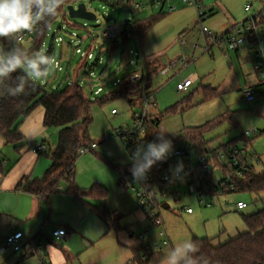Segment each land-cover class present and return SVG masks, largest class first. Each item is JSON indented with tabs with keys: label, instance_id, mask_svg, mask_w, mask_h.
Masks as SVG:
<instances>
[{
	"label": "rangeland",
	"instance_id": "374dc122",
	"mask_svg": "<svg viewBox=\"0 0 264 264\" xmlns=\"http://www.w3.org/2000/svg\"><path fill=\"white\" fill-rule=\"evenodd\" d=\"M261 1L264 0H212V3L207 4V8H214L216 14L222 15H220V19L216 20L218 24L215 29L208 24L207 20L204 25L218 36H223L227 31L233 29H228V27L234 26L237 22L246 21L254 11H258L261 7ZM173 2L180 4L177 0ZM74 3H76V7L81 3L86 4L88 9L96 14L97 20L71 19L68 15L62 14L53 23L43 49L49 55L55 56L57 61L61 63L62 71L56 70L46 81L39 83L47 92H52L56 89L65 88L72 84L75 79H78L79 85L84 87L86 96L91 100L93 121L89 132L92 143L97 144L98 148L78 160L75 184L82 190L92 188L95 184H104L109 190L108 209L116 227L109 237L108 249H111L112 242L117 249L106 255L104 264L118 263L123 254L131 255L132 248L142 249L138 251L142 264H158V260L169 249L186 240L209 238L213 240V246L218 247L247 233L248 228L242 215H251L264 209V194H214L205 198L206 203H202L193 196L184 197L179 203L168 199L162 200V204L168 202L170 205L168 210L160 207V217L164 223L162 226H157L151 217H147L139 209L131 185L128 186L130 182L128 177L120 175L118 171V169L132 166L131 157L134 152H129L120 139H112L109 142H104V139L106 136H116L122 129L131 127L134 114L139 113L142 108L138 105L132 107L127 98L110 99L104 102H96L95 100H102L119 93L121 85L135 72L131 65L120 67L123 59L122 52L125 48V35L130 38L129 47L134 54L138 52L139 48L138 41L132 34V27L128 25L127 34L124 33L117 40L118 51L114 59L109 61L110 43L104 41V30L115 24L123 26L129 20L134 23L137 20L150 19L152 16L160 15V12L152 6H148L142 12L133 11V6L129 3L121 5L119 0H83L80 3ZM137 4L149 5L145 0H138ZM247 5L252 7L251 12L245 11ZM168 8L169 4L166 6V10ZM179 8L192 11L186 10L185 12L190 16L193 13L194 18L191 21L195 19V22L191 26L181 30L178 35L176 33L180 28L177 29L174 32L175 35L170 36L168 42L157 45L156 38H162L159 35L165 33V31H160L161 26H165L176 15L167 12L161 20L164 21L156 26L152 33L146 34L143 41V58L145 60L158 58L160 67L164 63L163 57L166 54L172 61H178L182 55L181 37L185 36L187 41H190L182 49L183 54L187 55L189 61L192 62L191 64L185 67L180 66L168 76L160 75V67H156L157 70L151 74L154 99L148 108V113L149 115H163L162 123L157 131L168 132L165 134L166 137L178 135L185 129L202 127L225 116L229 119L205 135V140L210 143V149H218L237 140V146H246L244 157L250 159L255 171H262L264 169V95L260 91L254 103H247L242 94L245 87L258 82L261 83L262 80L252 71L249 58L242 51H231L225 43L222 46L214 45L210 52L206 51V40L202 33L197 11L191 7L180 6ZM224 17L228 19L226 23ZM74 35L77 38H74ZM192 35L195 38L190 40ZM60 39L63 42H60ZM32 41L33 38L25 39L24 47H31ZM190 45L192 47L197 45L198 48H193L190 51ZM63 46L67 50L64 58H62ZM95 46H97V50H94ZM77 49L92 54L93 58L90 60L83 59L80 54L76 53ZM50 50L53 51L50 53ZM100 58H102L101 64ZM135 60L136 55L134 56ZM86 62H88V68L84 65ZM193 73H198L201 76L198 83L193 85L189 93L178 92L177 85L183 83ZM118 81L120 82L119 86H115L114 84ZM201 85L217 89L221 96L214 101L200 104L203 100ZM101 86H105L104 92L95 98L91 94V90H97ZM191 94H194L193 105L199 104V106L191 109L184 107L175 114H166L167 109L184 101ZM113 110L117 114L114 115ZM252 129H256L257 132H252L248 136L247 143L238 140ZM59 131L58 128H48L45 146L51 147V149L57 146ZM142 141L138 146L146 147L151 142L146 139H142ZM0 157L2 158L1 154ZM178 163L180 162H174L171 173L174 174V169ZM197 163V152L193 151L191 152L190 164H182L183 168L185 166L189 168L190 166L196 167ZM11 165L13 166L14 163ZM189 178L190 174L184 173L180 182L186 184ZM223 179L222 171L219 168H213L212 180L214 185ZM119 181L123 183L124 189L121 188L124 190V195L120 194L117 189ZM60 188V190H67L68 183L63 181ZM239 201L246 203L248 208L242 211L237 210L236 204ZM208 203L210 207L207 206ZM187 208H191L193 214H187L185 212ZM145 232H148V236L144 240H139V236ZM131 234L133 236H130ZM167 239H170V245L163 246V242ZM149 246L151 248L147 250ZM157 246H161L162 249L157 250ZM135 262V264H141L138 260Z\"/></svg>",
	"mask_w": 264,
	"mask_h": 264
},
{
	"label": "trees",
	"instance_id": "16d2710c",
	"mask_svg": "<svg viewBox=\"0 0 264 264\" xmlns=\"http://www.w3.org/2000/svg\"><path fill=\"white\" fill-rule=\"evenodd\" d=\"M83 0H66V3L58 11L53 18H48L45 22L38 25V31L35 33L31 47H24L23 43H19L15 38L0 39L3 49L7 50L14 46H21L27 51L35 52L43 49L45 40L48 37L49 31L53 23L62 15L66 16V7L74 2H82ZM138 0H119L121 5L129 3L134 6ZM154 2H152L153 5ZM165 15L152 16L150 19L137 20L134 22L133 36L140 43L138 54L141 53L142 41L146 33L156 23H158ZM259 20V19H258ZM260 23L264 26L261 20ZM127 34V31L125 32ZM130 38L125 35V48L122 52V64L120 67L131 65L134 61V56L131 54L129 47ZM118 51V43L111 42L109 44V61L115 57ZM51 53V50H50ZM88 68L87 62L84 64ZM148 70V69H147ZM21 72L13 74L15 76L21 75ZM148 83L146 93L152 96L151 92V72L148 70ZM262 84L259 86L261 87ZM258 88V86H257ZM93 89L91 90V92ZM204 100L201 104L212 101L217 98L219 94L210 87H204ZM137 92V93H136ZM134 94L128 92V84L121 85V91L117 94L110 95L105 99H96V102H104L110 99L127 98L129 104L133 107H143L144 99L141 90H137ZM194 94H191L184 101L179 102L175 106L166 110V114H175L179 109H191L198 105H193ZM91 100L86 96L84 87L79 85V82L72 83L65 88L56 89L52 92H47L38 82L34 85L26 87L24 94L18 96H9L4 91L0 90V135L5 139L7 144L18 145L21 147L24 143V136L20 133L19 128L23 122L38 108L42 107L45 111L44 126L45 128H58L59 137L58 144L54 149L47 147V151L43 154L51 159V166L47 174L42 179L25 180L21 182L17 189L27 194L36 197H48L55 192L60 191V184L63 181L68 183L66 193L70 194L76 199H81V194L75 186V172L76 165L80 157V150L82 148H90L92 145L89 128L92 124L91 117ZM136 113L134 114L135 117ZM163 115H148V130L146 133V140L151 142H158V128L162 123ZM229 118L223 116L217 120L207 123L198 128H188L179 133L166 137L172 141V144L184 143L192 151H196L198 155L209 157L214 163V168H219L224 174V179L215 186L212 177L208 180V186L211 194L217 193L218 188L225 190L226 186L234 185L235 190L228 191V193H247L261 195L264 194V169L262 171H255V168L246 158L242 162L247 163L244 169L234 168V171H241V176H232L230 181L226 179V175L234 171L228 168L221 159L220 152L227 146L237 145V140H234L227 145L221 146L218 149H210V143L205 140V135L217 128L222 122ZM239 141L247 143L249 138L244 134ZM132 167V166H131ZM131 167L118 169L123 176H131ZM225 185V186H224ZM161 187H164L161 185ZM208 187V188H209ZM103 199L106 198V192L101 188L96 187L92 190L91 195H101ZM101 215L108 222L111 230L115 229L116 223L111 218L109 210L104 207ZM244 223L248 228V232L232 239L231 241L220 245L213 246V240L209 238H194L199 245V251L195 254L197 264H264V209L251 215H242ZM42 234V233H41ZM36 252L40 253L39 248L42 241L35 238ZM141 264L140 257H136ZM44 264H49L44 261Z\"/></svg>",
	"mask_w": 264,
	"mask_h": 264
},
{
	"label": "crops",
	"instance_id": "0c3cea01",
	"mask_svg": "<svg viewBox=\"0 0 264 264\" xmlns=\"http://www.w3.org/2000/svg\"><path fill=\"white\" fill-rule=\"evenodd\" d=\"M208 3H212V0H205L206 8ZM171 4L177 8V10L172 13V15H176L170 20V22L165 24V26H161L162 28L160 31H165V33L159 35L158 32V35L162 38H156L155 42L157 45L168 42L170 36H174V32H176L177 29L180 28L178 33H176L178 35L181 30L188 28L195 22V19L194 21H191L194 18L192 15L193 13L191 16L190 14L185 13L186 10H191L179 8L180 6H187H184L181 3L180 5L173 1ZM260 5V9L254 11L248 19L256 16L262 21V23H264V1H261ZM164 11L166 12V8ZM207 11L209 12L207 19L208 24L215 29L218 24L216 20L220 19V15L222 14H216L214 8H207ZM163 14L166 15L165 13ZM223 19L225 20V23L228 20L225 17ZM160 21L149 29L146 34L149 32L152 33V30L164 20ZM240 22H237L232 27H228V29H233L227 31L224 35L232 32ZM167 28L168 30H166ZM262 37L264 39L263 35ZM191 38L195 37L192 35L190 40H192ZM143 41L141 55L144 51ZM188 42L190 43V41ZM138 45L140 46L139 42ZM190 46L189 50L192 51L193 47L192 45ZM182 47L183 46L181 45L180 49L182 55L178 61H172L166 54L164 55L165 57H163L165 60L162 67H160V63L158 64V58L155 57L154 59L146 60L147 69L152 74V72L157 70L156 67H160V75L168 76L180 66H188L192 62L189 61L187 55L183 54ZM0 49H3L1 41ZM52 51L53 50H51V52ZM66 52L67 50L65 49V46H63L62 58H64ZM243 53L247 55L245 52ZM133 69L136 71L134 66ZM167 69L169 71L165 72ZM190 77L194 78L195 85L201 78L198 73H193ZM77 82L79 81L77 80ZM252 85L258 86V92H263V89L259 87L261 85L260 82ZM153 87V81H151V92H153ZM200 87L203 94V100L204 87H210L219 94L218 97L221 96V93L211 86L201 85ZM196 105L199 106V104ZM44 117V109L38 107L23 122L19 131L24 136L25 140L19 148H17L18 145L7 144L5 139L0 135V154L2 156V158L0 157V264H44V261L49 264H104L106 255L117 249V247L112 244L113 242L111 243V249H108L110 243L109 237L112 234V230L110 229L108 222L101 215L103 208L106 207L108 209L109 207V190L105 187L106 185L95 184L92 188L90 187L86 190L77 187L82 196L81 199L74 198L66 193L67 190L63 189L48 197H36L17 189L18 185L25 180L42 179L51 166V159L48 156L44 154L41 155V153L35 154L32 149L33 147L46 145L48 128H45L44 126ZM34 130H40L41 134L30 139L29 133ZM247 160L251 163L250 159ZM11 163H14V165L12 166ZM128 179L130 181V176H128ZM128 186H130V182ZM96 187H99L106 192L107 195L105 199H103V194L98 196L91 195L92 190ZM117 187L120 194L122 193L124 195L122 181H119ZM59 229L66 230L67 234L62 239L57 240L54 236V232ZM16 232H22L24 234L22 240L23 250L17 254L11 251L3 253L2 248L5 244L6 238ZM36 237L39 241H42L39 251L44 252V258H41L40 253L36 252ZM121 247L123 248V245H121ZM149 247L151 248V246ZM140 250L142 249L132 248L131 255L123 254L122 259L116 264H135L136 257H140V255H138V251Z\"/></svg>",
	"mask_w": 264,
	"mask_h": 264
},
{
	"label": "built area",
	"instance_id": "2783aa9c",
	"mask_svg": "<svg viewBox=\"0 0 264 264\" xmlns=\"http://www.w3.org/2000/svg\"><path fill=\"white\" fill-rule=\"evenodd\" d=\"M149 5L144 6L143 4H135L132 7L133 11L142 12L147 9L148 6H152L157 9L160 13H174L177 8L172 5L171 2L175 0H145ZM181 4L187 7L194 8L199 17V22L201 24L202 33L206 40L207 49L206 51L210 52L214 45L222 46L223 43L226 44L227 48L231 51H242L245 52L249 58L250 68L253 72L262 80L261 88L263 89L264 94V39L261 36V33L264 32V26L258 20V17H251L247 19L245 22L240 23L232 32L218 36L215 32L204 25V22L208 19L209 12L207 11L205 1L204 0H177ZM152 2L153 5H152ZM169 4V8L164 11L166 6ZM252 7L247 6L245 11L251 12ZM131 25L134 30V23L130 20L127 21L123 26L118 24L111 25L109 28L105 29L103 32L104 41L107 43L116 42L118 38L123 35L127 31V26ZM38 31V26L31 32H24L15 37V40L19 43H24L25 39L33 38L35 33ZM77 38V36H73ZM60 42H63L60 39ZM180 44L184 47L188 45V41L185 36L181 37ZM194 49H197L198 46H193ZM94 50H97V46L94 47ZM77 54H80L83 59H92L93 55L89 53L82 52L80 49H77ZM136 55V60L131 63L136 69V71L129 76V78L124 82L128 84V92L133 94L137 90H141L144 105L142 110L139 113H136L134 117V121L131 127L126 129H122L117 133L116 136L110 137L106 136L104 142H109L112 139H120L125 148L129 152H135L138 144L143 142L142 139H146V133L149 127L148 124V108L151 105L154 96H148L146 93V87L148 83V70L146 60L143 56L138 53ZM100 64L102 62V58L99 60ZM59 63L58 71H62L61 63ZM88 64V62H87ZM167 69L165 72H168ZM78 79H75L73 83H77ZM120 82L115 83V86H119ZM194 85V78L189 77L183 83L178 84L177 90L180 93H189L190 89ZM105 86L99 87L97 90L91 92L95 98H98L104 92ZM244 101L247 103H254L257 100V96L259 94L257 86H248L242 90ZM114 115L117 112L114 110L112 112ZM256 133V129H252L246 132V136L248 137L251 133ZM98 148V145L92 143L90 148H82L80 150V155L84 156L90 152H94ZM246 150V146H227L220 152L221 161L228 166V168L234 171V168L244 169L247 167L246 162L241 161L244 159V151ZM47 151V146H37L33 148V152L35 154H42ZM191 149L186 146L184 143L173 145L172 151L169 153L167 158L164 161L157 162L151 170L147 173V178L145 180L137 181L130 176V185L131 190L135 194L139 209L146 215L147 217H151L157 226L164 225L162 218L160 217V207L163 208L164 204H169L168 202L161 203L162 200H169L175 203H179L184 197H196L202 203L205 202V198L212 196L209 192L211 189L208 186V180L213 176V168L214 163L209 157L204 155L197 154V166L188 168L185 166L183 171L178 174L171 173V168L174 166V162H182L189 163L191 160ZM188 173L190 174V178L186 184L180 182L182 174ZM241 171H234L231 174L226 175V179L230 181L232 176H241ZM225 177V176H224ZM164 186V187H161ZM219 183L215 186H218ZM225 186V185H224ZM186 187V189H184ZM209 187V188H208ZM235 190L234 185H229L225 187V190L222 188H218L216 190L217 193L214 194H225L228 191ZM212 191V189L210 190ZM206 203V202H205ZM170 206V205H169ZM210 207V204H207ZM236 208L239 211H242L248 208V205L244 202L239 201L236 204ZM164 209V208H163ZM185 212L189 215L193 214V210L191 208L185 209ZM67 234L66 230L59 229L54 232V236L57 240L62 239ZM163 235V233H161ZM130 236H133L131 234ZM148 236V232L139 236V240H144ZM24 238V234L22 232H16L10 236H8L5 240V244L2 248L3 253H7L9 251L13 253H19L23 250L22 240ZM36 244V243H35ZM170 239H167L163 242V246H169ZM150 247L147 248L149 250ZM157 250H161V246L156 247ZM41 258L45 257L44 252H40Z\"/></svg>",
	"mask_w": 264,
	"mask_h": 264
},
{
	"label": "clouds",
	"instance_id": "9594fccd",
	"mask_svg": "<svg viewBox=\"0 0 264 264\" xmlns=\"http://www.w3.org/2000/svg\"><path fill=\"white\" fill-rule=\"evenodd\" d=\"M66 0H0V39L15 38L24 32H31L48 18H53L64 6ZM59 68L55 56L41 49L29 52L21 46L0 49V90L9 96L24 94L26 87L46 81ZM21 72V75L13 74ZM165 131L158 132L157 141L147 146L140 145L132 154L130 172L135 180L147 178V173L157 163L164 161L172 151V141L166 138ZM40 130L29 133L30 139L39 135ZM183 171L178 163L174 174ZM199 245L194 240H186L158 260V264H197L195 254Z\"/></svg>",
	"mask_w": 264,
	"mask_h": 264
},
{
	"label": "water",
	"instance_id": "95a60500",
	"mask_svg": "<svg viewBox=\"0 0 264 264\" xmlns=\"http://www.w3.org/2000/svg\"><path fill=\"white\" fill-rule=\"evenodd\" d=\"M68 16L71 19H81L86 21H95L97 20L96 14L88 9V6L84 3L79 4L76 7V3H72L66 7ZM163 208L168 210L170 209L169 204H164Z\"/></svg>",
	"mask_w": 264,
	"mask_h": 264
}]
</instances>
